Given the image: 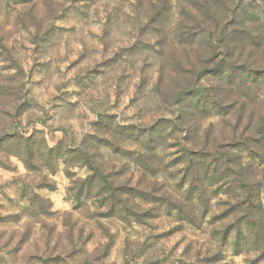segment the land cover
Instances as JSON below:
<instances>
[{
    "label": "rangeland",
    "instance_id": "1",
    "mask_svg": "<svg viewBox=\"0 0 264 264\" xmlns=\"http://www.w3.org/2000/svg\"><path fill=\"white\" fill-rule=\"evenodd\" d=\"M140 2L0 0V264H264L252 235L251 247L235 253L237 230L245 227L223 183L201 201L187 194L188 156L233 146L242 133H234L232 111L226 117L193 98L178 102L183 89L224 82L184 74L203 70L199 55L210 60L204 42L171 44L172 24L188 4L167 0L162 23L149 22L160 1ZM243 7L241 29L256 30L264 0ZM232 26L226 35L240 30ZM228 39L232 59L245 57L248 39ZM255 95L259 105L264 81ZM221 98L228 105L233 96L225 88ZM61 142L86 151L90 163L77 154L50 158L47 150ZM91 167L111 174L109 183L134 188V197L112 208L95 183L76 200ZM260 197L264 208V192Z\"/></svg>",
    "mask_w": 264,
    "mask_h": 264
},
{
    "label": "trees",
    "instance_id": "2",
    "mask_svg": "<svg viewBox=\"0 0 264 264\" xmlns=\"http://www.w3.org/2000/svg\"><path fill=\"white\" fill-rule=\"evenodd\" d=\"M138 0V5L143 3ZM162 3L160 9L153 11L149 16V22L163 21L164 13L167 11V0H158ZM188 4L187 8L178 14L174 25V32L171 44L178 47L193 48L198 42H204L206 45V53L210 60L206 61L204 55H199L200 65H203V70L197 73H190L183 70L186 75H198L206 77L213 74L215 77L223 80V86L218 88H208L203 91L197 90L192 93L186 89L181 90V100H193L196 107H214L217 110H225L224 114L229 117V111L235 115L234 133L242 130L238 134V139L233 146L223 148L220 151H200L188 156L187 173L190 175L189 187L187 194L190 197L202 200L208 188L214 187L217 183H223L221 188H224L225 193L233 195L236 200L235 211L242 214L239 218L240 223L245 227L243 230H237V238L233 244L234 251L240 254L243 249L253 245L263 246L264 248V226H262L264 208L261 205V194L264 192V100L258 102L255 96L250 97V92L253 87H258L264 81V22L260 23L259 19H254L251 24L256 27V30L249 29L248 31L241 29L244 27V21L237 20V12H245L244 0H185ZM248 4V3H247ZM252 2H249L251 5ZM154 9V10H155ZM233 12V13H232ZM232 13L231 22L225 15ZM161 23V24H162ZM228 25L240 27V30H232L226 35ZM218 34V35H217ZM244 35L248 39V44L242 49L247 50L246 56L237 58L235 61L230 47L231 41L228 39L230 35ZM229 35V36H228ZM216 37L217 40H216ZM214 40L218 41L214 46ZM235 41H238L236 39ZM242 44V40L238 44ZM224 46V48L219 49ZM219 56L217 58L216 56ZM213 58H217L213 60ZM208 59V58H207ZM179 67H183L181 61H177ZM190 66V64L186 65ZM210 66L211 68H209ZM209 68V69H207ZM192 76V77H195ZM190 85V84H189ZM226 90L232 94L231 103L225 104L221 98ZM235 89V91H232ZM262 108H259V107ZM226 107V109H225ZM227 108L230 110L227 111ZM181 118V117H180ZM26 146V156L29 158L32 149L28 146L30 139L24 140ZM46 154L50 158L56 160L69 155L77 154L84 157V161L90 163V157L86 155L82 149H70L62 142L53 149H48ZM246 154L245 164L242 156ZM25 159V158H24ZM28 166L27 160H24ZM92 174L89 175L82 186L78 189L76 200H81L82 195L86 198L90 195L94 184L100 187V193L109 196L113 206L118 208L125 202H129L132 197L134 188L124 189L123 185H114L109 183L107 179L111 174L101 171L98 167H91ZM138 196H143L140 192H136ZM125 196L127 198H125ZM170 197L167 198L168 204H172ZM134 206V205H133ZM132 205L127 206L133 207ZM176 210L180 211V206H175ZM123 209V206L121 207ZM254 236V241H250L248 236ZM257 240V241H256Z\"/></svg>",
    "mask_w": 264,
    "mask_h": 264
}]
</instances>
